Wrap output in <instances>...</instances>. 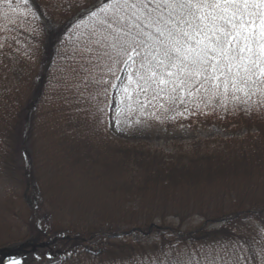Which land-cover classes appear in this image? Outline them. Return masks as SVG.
Instances as JSON below:
<instances>
[{
    "label": "trees",
    "instance_id": "trees-1",
    "mask_svg": "<svg viewBox=\"0 0 264 264\" xmlns=\"http://www.w3.org/2000/svg\"><path fill=\"white\" fill-rule=\"evenodd\" d=\"M103 3L104 0H97L86 6L83 2L75 3L72 0H30L25 6L13 0L14 11L8 10L6 5L0 10L1 41L7 45L13 43L23 47L26 43L44 39L46 44L43 46L46 60L40 78V84L44 86L42 89L40 87L44 92L41 101L34 96L28 101H22L15 110L7 109L4 115L7 114L8 117L14 112L9 117L14 120H9L11 123L2 126L0 130V157L6 155L5 159H0V172L3 171L8 155L16 152L15 149L23 156V166L18 168L16 178L12 180L8 175L4 177L7 186L6 201L9 204L20 203L19 191L24 198H28L32 190L36 194L30 206V216L25 223L26 236L36 232L28 240V248L39 249L40 242L50 239L55 240L56 244H64L68 250L51 264H177V261L181 264L189 261H199V264H212L215 261L216 264H221L220 252L226 250L225 242L229 240L236 246L241 243L244 247L236 248L241 249L239 254L242 256V264H259V259L264 256L257 257L258 251L253 239L240 230L254 229L257 233L256 241L264 244V203L259 205L251 196L247 198L246 207L242 206L238 212L230 215L226 212L221 214L220 210L212 209L209 204L205 207V212L198 211L197 205L190 208L189 213L184 211L185 217H192L197 213L205 219L204 223L218 225L216 228L206 229L204 224V228L182 232L176 228L169 227L167 230L166 227L154 224L144 227L147 230L142 233L151 229L157 234L161 233L164 240L159 243L160 246L155 244L146 249V246L141 245L136 249L129 241L135 236L136 230H141L139 227L143 221L126 215L128 210L119 207V202H116L118 199H139V204L143 207L147 202V194L153 192L156 198L165 197L169 191L173 192L181 186V194L185 200L183 203L195 204L200 197L205 196L202 191L209 185L217 193L216 199L221 197L223 201V188L228 185L229 177L239 172L241 164L245 165L246 170L249 167L261 169L264 161V113L259 107L248 112L234 111L232 103H228L227 110L219 104L213 110L211 106L205 107L201 103L200 110H196L192 104L188 105L193 109L192 115L180 116L170 112L167 114L168 118L163 120V124L169 129L193 123L206 127L230 128L234 125L233 127L243 128L241 121H244L250 130L258 131L256 137L249 136L244 142L232 146L227 144L222 149L212 151H201L202 142H199L188 152L170 159L151 152L145 146L134 147L114 141L108 131V112L102 116L95 112L94 106L102 97H96L89 103L77 104L73 101L69 104L65 101L66 93L61 91L63 87L59 86L53 92V75L47 77L51 69L62 72L66 63L65 53H70L81 35L87 31L82 24V21L87 22V12L99 8ZM7 17L20 21L11 26L7 24ZM55 20L59 22L57 26ZM55 49L59 51L51 56ZM47 67L51 68L47 70ZM49 96L57 100L48 108L52 107L54 111L51 110L46 115L40 112V108ZM251 103L255 105V98ZM4 106L0 101L1 110ZM179 108L183 111V106ZM134 115L149 119L161 114L158 109L148 106L135 110ZM253 123L256 125L252 126ZM36 135H41L42 142ZM35 147L38 148L36 154ZM109 177L113 178L114 187L107 190L108 197L102 198L97 189L100 185L105 186ZM159 206L165 208L162 203ZM10 208L11 206L8 210ZM103 209L110 210L108 214H112L113 218V226L107 231H100L95 220L96 214L104 213ZM11 213L10 210L9 216ZM77 213L88 220L86 227H83L86 234L80 230L78 220L75 219ZM159 218L162 219L163 214L158 215L157 219ZM127 222L133 228L130 226L124 235L115 232L117 226ZM200 231H203L202 236L198 234ZM94 234L98 235L91 241L89 235ZM219 237L222 239L219 240ZM213 238L218 239L217 245L215 241H210ZM54 253L49 252L47 258L53 259ZM226 258L232 262L230 256ZM0 264L8 263L0 259Z\"/></svg>",
    "mask_w": 264,
    "mask_h": 264
},
{
    "label": "snow or ice",
    "instance_id": "snow-or-ice-1",
    "mask_svg": "<svg viewBox=\"0 0 264 264\" xmlns=\"http://www.w3.org/2000/svg\"><path fill=\"white\" fill-rule=\"evenodd\" d=\"M0 5L15 10L13 0ZM87 17L64 56L67 103L102 97L94 106L102 116L116 91L129 113L151 106L161 122L170 112L192 115L189 104L264 113V0H104Z\"/></svg>",
    "mask_w": 264,
    "mask_h": 264
},
{
    "label": "rangeland",
    "instance_id": "rangeland-1",
    "mask_svg": "<svg viewBox=\"0 0 264 264\" xmlns=\"http://www.w3.org/2000/svg\"><path fill=\"white\" fill-rule=\"evenodd\" d=\"M72 1L75 3L83 2L86 6H88L97 0ZM53 4L56 6L55 3ZM2 7L3 5H0V10ZM17 21L20 20L14 17H7V24L11 26L18 24ZM55 21L57 26L59 22L57 20ZM4 30L6 29L4 28ZM25 45L26 46L23 47L13 45V43L7 45L0 39V101L5 105L3 110L0 109V130L2 129V126L10 124L11 121L14 120V118L9 119V117L13 116L14 112L8 115V117H6L7 114L4 115V112L7 109L9 110V108H12L15 110L21 105L22 101H28L34 96L38 99V101L39 99L41 101L44 93L40 90V87L41 89L44 87L40 84V78L42 76V72L44 71L43 63L46 60L43 53V46H46V44L43 39L42 41H33L31 44L26 43ZM57 51H59V49L53 50L51 56L56 54ZM50 68L51 67H47V70ZM61 74L62 72H57L53 69L49 71L47 77L53 75L51 86V90L53 92L55 91V88L59 86L63 87L61 91L65 92ZM47 99H45V103L47 105L44 103L40 108V112L49 115V113L52 112L51 110L54 111V108H48L55 104V100L57 99H52L50 96ZM108 104L114 105V107H110L108 110V131L114 141L122 142L128 146L134 147L145 146L151 152L159 153L168 159L184 152H188L194 144L199 142H202L201 151H212L214 149H222L227 144L232 146L236 143L238 144L242 141L244 142L249 136L256 137L258 134L257 130H250L244 121H241L243 128L233 127L234 125L230 126V128H222L218 126L206 127L201 124L193 123L175 126L169 129L163 124V122H161V119H159L160 115L156 118L141 119V117L134 115L135 110H133L132 113H129L127 106L123 102V98L120 93L116 91H112L111 96L108 99ZM115 109H120L121 111L118 113ZM117 115L120 116V122L118 125L115 120ZM4 118L8 120L6 121ZM255 125V123L252 124V126ZM47 132L49 133V131ZM36 137L42 142L41 135L39 137L36 135ZM45 140L47 141V139ZM226 142L233 143L230 144ZM46 145H49V140L46 142ZM37 149L38 148L36 147L34 148V154L37 153ZM15 151L16 152L11 153V156L8 155L5 166H3V171L1 170L0 172V216H4V218H0V253L4 254L10 249H18L19 245L27 243L28 240L36 234V232L33 231L31 232V235L26 236V231L24 232V230H27L25 223L30 216V206L36 195L34 194V191L32 190V192H30L28 197L29 199L22 197V192H17L19 195L15 192V194L18 195V198H21L20 203L18 201L14 204H9V202L6 201L7 186L5 184L4 177L8 175L12 180L15 179L18 174V168L23 166V156L19 151H17V149H15ZM4 156L6 157V155ZM5 157H0V159H5ZM4 168L6 170H4ZM238 170V173L229 177L228 185L223 188V201L221 197L216 199L217 193L214 191V188L209 185H206L202 191V194H205V196L200 197L199 200H197L198 203L195 204H189V202L183 203L185 200L181 194V186L174 190L176 193H174V191H169V194L165 195V197L159 196L156 198L153 192L151 194H147V202L146 205L143 206L144 208L139 204V199L131 200L126 198L125 201H123V198L118 199L116 202H119V207L126 208L128 210L126 215L132 218L137 217L139 221H143L139 227L141 230L138 232L136 230L135 236L131 237L129 241L136 246V249L141 245L146 246V249L153 247L155 244L160 246L159 243L164 240L161 237V233L157 234L153 232V229L149 232L142 233L143 230H147L144 227H151L154 224L159 227H166L165 229L167 230H169V227H172L174 229H179L182 232L196 230L201 227L204 228V224L206 225V229L216 228L218 226L216 224L208 225V223H204L205 219L197 213H195L196 215H193L192 217H190L191 215L185 217V213H189V210H191L190 208L194 205L199 207L198 211L200 212H205V207L209 204L212 206V209L220 210L221 214L226 212L227 215H230V213L238 212L242 206L246 207V201L249 196L258 201L259 205L264 203V161L261 169L257 170L249 167L248 170H246L245 165L241 164V166L238 167ZM113 187V178L109 177L106 179V185H100L97 190L99 194L102 195V198H106L109 196L107 190L113 189ZM160 203L164 204L165 208H161L159 206ZM9 206H11L10 210L12 211L11 216H13V218L9 216ZM185 210H187V212L184 213ZM103 212L104 213L102 214H96L95 220L98 222L97 227L100 231H107L111 228V226H113V223H111L113 218L112 214H108V212H111L110 210L103 209ZM123 213H126V211ZM160 214H163V218L157 219ZM75 219L78 220L79 227H81L80 230L84 232L83 227H86L88 220L83 218L80 213L76 214ZM45 223L46 221L43 225H45ZM128 224V222L120 224L116 227L115 232H119L121 235H124L125 232H128L131 226ZM131 228H133V226H131ZM240 230L253 239L256 246L255 248L258 251L257 257L264 256V251L262 250L264 249V244H262V242L259 244V242L256 241L255 238L257 237V233L254 229L247 230L242 228ZM84 234L86 233L84 232ZM198 234L202 236L203 231L198 232ZM85 237L88 236L85 235ZM221 239L222 237H219V240ZM217 240L218 239L215 238L210 239V241H215V245H217ZM52 241L53 240L50 239L40 242L41 246L45 244L48 246L46 248H39L35 252L30 248H25L24 251L16 253L10 257L8 259V264H12L13 260H18L19 264L53 263L54 261L60 259V256L63 255L62 253L68 249L65 248L64 244H56V242L52 243ZM227 241L228 242H225L226 250L220 252V261H222L223 264H242L243 262H240L242 256L239 254V251H241L244 247L241 243L236 246L233 242L229 240ZM215 245L214 248H216ZM49 252H55V255L52 257L53 259L51 260L47 258ZM225 256H230L232 258V262ZM259 260V264H264V258H260Z\"/></svg>",
    "mask_w": 264,
    "mask_h": 264
},
{
    "label": "water",
    "instance_id": "water-1",
    "mask_svg": "<svg viewBox=\"0 0 264 264\" xmlns=\"http://www.w3.org/2000/svg\"><path fill=\"white\" fill-rule=\"evenodd\" d=\"M13 252H17V250H13L11 249L10 251H8V253L5 255H3L4 257H8L9 255H11ZM1 255V254H0Z\"/></svg>",
    "mask_w": 264,
    "mask_h": 264
}]
</instances>
